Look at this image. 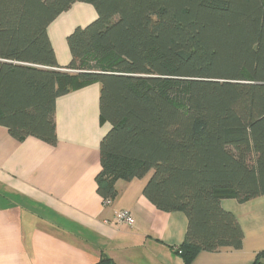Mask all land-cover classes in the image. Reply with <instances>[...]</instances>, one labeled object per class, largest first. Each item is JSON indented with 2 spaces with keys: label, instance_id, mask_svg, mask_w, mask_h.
<instances>
[{
  "label": "trees",
  "instance_id": "trees-1",
  "mask_svg": "<svg viewBox=\"0 0 264 264\" xmlns=\"http://www.w3.org/2000/svg\"><path fill=\"white\" fill-rule=\"evenodd\" d=\"M75 2L96 17L66 37L63 70L47 29ZM93 82L110 124L97 193L114 200L118 180L149 175L143 195L187 218L184 264L240 249L220 200L264 195V0H0V125L11 137L54 145L56 98Z\"/></svg>",
  "mask_w": 264,
  "mask_h": 264
},
{
  "label": "crops",
  "instance_id": "crops-1",
  "mask_svg": "<svg viewBox=\"0 0 264 264\" xmlns=\"http://www.w3.org/2000/svg\"><path fill=\"white\" fill-rule=\"evenodd\" d=\"M96 13L73 3L49 26L48 36L62 69L70 62L64 39ZM100 84L93 82L56 98V143L35 137L18 141L0 125V264H184L178 247L187 218L158 210L144 195L149 175L118 180L114 200L96 191L99 145L110 129L100 118ZM234 214L243 239L240 249L200 251L190 264H264V195L243 203L220 200ZM128 210L132 225L115 223Z\"/></svg>",
  "mask_w": 264,
  "mask_h": 264
},
{
  "label": "built area",
  "instance_id": "built-area-1",
  "mask_svg": "<svg viewBox=\"0 0 264 264\" xmlns=\"http://www.w3.org/2000/svg\"><path fill=\"white\" fill-rule=\"evenodd\" d=\"M105 203H110L109 200H105ZM115 223H124L128 225H132L134 223V219L128 210H120L116 212L114 217Z\"/></svg>",
  "mask_w": 264,
  "mask_h": 264
},
{
  "label": "rangeland",
  "instance_id": "rangeland-1",
  "mask_svg": "<svg viewBox=\"0 0 264 264\" xmlns=\"http://www.w3.org/2000/svg\"><path fill=\"white\" fill-rule=\"evenodd\" d=\"M76 3H85V2H76ZM86 4V6H88L90 9H91V12H94V13H96V11H95V9H94V7H93V5L91 4V3H85ZM66 41V38L64 39V42ZM67 43V42H66ZM69 64V63H68ZM67 67V66H66ZM66 67H64L63 69H65ZM69 72H77V71H75V70H70V69H67Z\"/></svg>",
  "mask_w": 264,
  "mask_h": 264
},
{
  "label": "water",
  "instance_id": "water-1",
  "mask_svg": "<svg viewBox=\"0 0 264 264\" xmlns=\"http://www.w3.org/2000/svg\"><path fill=\"white\" fill-rule=\"evenodd\" d=\"M63 69V68H62ZM63 70H65V69H63ZM68 71V70H67Z\"/></svg>",
  "mask_w": 264,
  "mask_h": 264
}]
</instances>
